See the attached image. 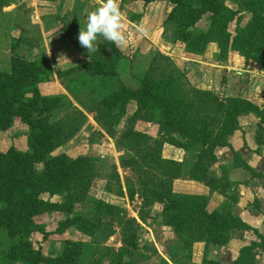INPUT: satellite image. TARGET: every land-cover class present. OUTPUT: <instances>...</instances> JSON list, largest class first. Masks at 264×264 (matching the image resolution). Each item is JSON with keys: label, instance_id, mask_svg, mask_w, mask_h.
I'll list each match as a JSON object with an SVG mask.
<instances>
[{"label": "trees", "instance_id": "obj_1", "mask_svg": "<svg viewBox=\"0 0 264 264\" xmlns=\"http://www.w3.org/2000/svg\"><path fill=\"white\" fill-rule=\"evenodd\" d=\"M5 1L0 0V9L8 5ZM134 1L148 5L156 0ZM168 2L171 10L163 26L174 30L175 38L185 43L188 51L202 53L215 43L221 52L235 50L246 61L253 60L259 70H264V0H241L237 9L227 6L225 0ZM244 12L250 13L251 17L233 36L228 25ZM205 15L209 19L207 29H194ZM61 24V37L66 41L73 40L70 22L62 21ZM20 41V37H12L9 58L4 57L8 68L0 69V131L10 128L17 115L28 126V148L0 150V264H140L142 250L138 242L137 219L125 216L123 207L95 199L85 210L75 212L74 205L83 180L96 169L99 160L91 155H53L54 150L67 141L63 135V119H60L65 107L79 115L85 110L102 116L119 105L117 118L126 112L127 103L135 100L138 109L129 117L131 123L140 119V113L144 111L146 116L141 119H155L160 130L168 132L167 140L163 141L145 134L139 157L127 152L120 165L127 169L135 167L138 171V186L132 188L129 198L133 199L137 193L145 206L160 205L162 224L174 229L176 240L168 252L173 264H187L197 241L222 246L229 242L231 230L252 228L233 213L231 200L235 196L230 192V183L211 167L217 160V147L233 149L230 136L241 129L242 115L251 113L259 119L255 141L259 149L264 145V103L257 105L239 97L220 100L207 89H184L185 83L172 73L173 67L159 69L156 62L143 74H134L129 82L120 70L122 53L112 44L109 45L111 55L98 48L89 59L86 50L81 48L78 61L55 71L45 58L19 54ZM55 78L67 94L43 95L40 83ZM132 134L137 132L129 126L122 130L120 137L126 142ZM163 142L191 153L195 151L194 161L188 169L182 161L162 156ZM234 157L235 161L240 160L237 151H234ZM114 176L121 184L117 167ZM254 176L264 177L262 174ZM179 178L193 179L232 195L220 209L210 212L208 195L175 191L174 182ZM45 193L60 195L63 200L45 199L42 197ZM52 211L63 212L54 230L58 233L80 225L85 234H94L105 224L101 216L123 215L122 246L108 251L105 261H97L94 244L65 240L56 256H47L41 245L35 246L31 234L40 232L43 239L48 238L50 232L37 217ZM259 249L264 250L262 235L258 241L243 246L232 264H256ZM88 254L92 256L88 257ZM201 264L221 263L205 256Z\"/></svg>", "mask_w": 264, "mask_h": 264}, {"label": "rangeland", "instance_id": "obj_2", "mask_svg": "<svg viewBox=\"0 0 264 264\" xmlns=\"http://www.w3.org/2000/svg\"><path fill=\"white\" fill-rule=\"evenodd\" d=\"M240 2L241 0H225L226 5L232 9L239 8ZM5 3L8 5L0 9V69L8 68L5 67L4 57L9 58L8 48L12 37L21 38L17 50L19 54L28 58L39 57L42 60L45 58L55 71L81 58V47L76 36L80 23L83 24L85 21L86 13L97 5L98 0H6ZM119 5L123 14V31L127 39V45L121 51L120 57V70L125 80L132 82L134 74H143L153 62H156L159 69L173 67L172 73L185 83L184 89L188 87L207 89L220 100L239 97L251 100L257 105L264 103V70H259L253 60L246 61L235 50L221 52L215 43H211L202 53L188 51L185 43L175 38L174 30L163 26L171 10L168 0H156L148 5L141 1L119 0ZM250 17L251 14L248 12L242 13L238 19L236 16L228 25L230 33L234 36L237 28L244 26ZM62 21L70 22L73 40L66 41L61 37ZM208 26V15H205L194 29H207ZM109 45L108 42H100L98 48L111 55ZM39 87L43 95L67 94L56 78L40 83ZM137 109V102L131 100L126 105V112L116 118L119 105L102 116L95 111L85 110H81L82 114L79 115L72 108L65 107L60 119H63V135L67 141L54 150L53 155L66 153L72 157L79 155L97 157L99 161L96 169L86 176L78 191L75 212L85 210L86 205L95 199L123 207L125 216L137 219L138 242L142 250L140 264H173L168 252L176 240L174 229L162 224L160 205L145 206L143 198L137 193L133 199L129 198L132 188L136 189L138 186V171L135 167L127 169L120 165L122 157L127 152L139 157L138 151L145 134L161 141L168 138V132L161 131L158 124H155V119L152 121L141 119L146 116L144 111L140 113V119L131 123L129 117L135 114ZM204 120H207L205 115ZM258 120L251 113L240 117V122H245L248 131L252 128L255 134L257 129L255 124ZM129 126L133 127L137 134H132L123 142L120 133ZM28 130V126L16 115L11 127L0 131V150L6 151L10 147L26 150ZM260 148L262 149V146ZM193 152L163 142L161 154L165 158L182 161L184 168L188 169L194 161L195 151ZM116 167L121 184L114 176ZM223 180L229 182L232 188L230 180ZM121 190L123 193H120ZM230 192L232 193L231 189ZM42 197L52 201L63 200L60 195L50 196L47 193ZM125 216H101L105 224L94 234H85L81 231L80 225H74L63 233H58L54 230L57 228V222L63 217V212L52 211L37 217V221L45 224L46 230L50 232L48 238L43 239L40 232H33L31 238L35 246L41 245L42 252L47 256H56L65 240L94 244L95 259L105 261L108 251L117 250L122 246L121 224ZM235 238L237 249L241 250V245L252 242L259 236L258 233L250 231L249 234L235 233ZM211 251L210 259L217 258ZM192 256L193 254L187 258V264H194ZM257 256L256 264H264V252L258 250Z\"/></svg>", "mask_w": 264, "mask_h": 264}, {"label": "crops", "instance_id": "obj_3", "mask_svg": "<svg viewBox=\"0 0 264 264\" xmlns=\"http://www.w3.org/2000/svg\"><path fill=\"white\" fill-rule=\"evenodd\" d=\"M240 124L241 129L236 130L230 139L233 149L228 146L216 148L217 160L211 170L219 174L222 179L231 181L233 184L232 194L235 196V199L231 200L232 211L252 228L231 230L229 242L222 246L213 244L206 246L203 241L195 242L192 248L194 264H201L207 255L210 258V250L217 255V258L211 257L212 259H216L221 264H231L240 254V248L237 249L235 233L249 234L252 231L255 234L258 233V236H264V177L254 176L255 174L264 175V145L262 149H259L255 141V130L250 128L248 131L245 122H240ZM234 151L240 154V160L235 161ZM242 162L247 163L249 167H246ZM180 181L182 183L179 184ZM174 189L183 193L208 195L207 209L210 212L220 209L232 195L229 192L224 194L216 189L213 190L208 185L189 178L176 179ZM254 240L258 241L259 238H254L252 241ZM259 251L264 252L263 249H259Z\"/></svg>", "mask_w": 264, "mask_h": 264}, {"label": "clouds", "instance_id": "obj_4", "mask_svg": "<svg viewBox=\"0 0 264 264\" xmlns=\"http://www.w3.org/2000/svg\"><path fill=\"white\" fill-rule=\"evenodd\" d=\"M76 39L80 47L86 50L88 59L98 51L100 42H108L122 51L127 39L119 0H98L97 5L86 13L84 23H80Z\"/></svg>", "mask_w": 264, "mask_h": 264}]
</instances>
